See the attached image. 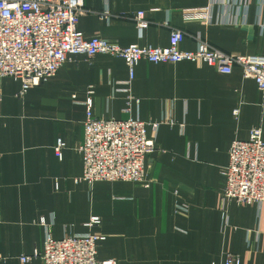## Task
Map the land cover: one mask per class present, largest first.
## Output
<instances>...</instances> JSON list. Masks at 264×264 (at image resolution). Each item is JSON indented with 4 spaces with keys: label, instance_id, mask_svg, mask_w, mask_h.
I'll return each instance as SVG.
<instances>
[{
    "label": "crops",
    "instance_id": "obj_1",
    "mask_svg": "<svg viewBox=\"0 0 264 264\" xmlns=\"http://www.w3.org/2000/svg\"><path fill=\"white\" fill-rule=\"evenodd\" d=\"M77 27L120 46H166L181 30V48L203 40L230 55L264 54V0H83ZM211 6V21L187 20L185 8ZM149 24L139 37L133 16ZM122 58L69 55L56 73L19 94L21 81L0 82V264L42 251L54 238L93 233L97 258L117 264H264V204L224 198L221 169L234 139L253 127L264 139V97L239 66L218 72L200 61L139 60L130 84ZM138 99L127 107V93ZM92 91L89 93V91ZM94 116L151 125L155 149L145 159L148 186L80 180L85 101ZM237 109V114L234 110ZM61 139V154L55 152ZM92 216L99 226H88Z\"/></svg>",
    "mask_w": 264,
    "mask_h": 264
},
{
    "label": "built area",
    "instance_id": "obj_2",
    "mask_svg": "<svg viewBox=\"0 0 264 264\" xmlns=\"http://www.w3.org/2000/svg\"><path fill=\"white\" fill-rule=\"evenodd\" d=\"M88 11L83 0H0V82L4 77L19 79L21 95L54 75L69 55L83 54L90 58L108 54L125 61L129 71L127 85L131 83L136 63L142 59L154 64L203 61L221 73H230L234 65L239 66L243 77L253 79L264 97V54L230 55L203 40H199L195 50H185L181 48L184 33L177 29L171 31L166 46L136 43L120 46L101 36L85 39L77 24L79 17ZM182 14L187 20L210 23L211 6L185 8ZM133 19L142 37L149 24L144 12H136ZM126 91L128 111L131 101L138 99L128 88ZM85 104L83 140L77 147L83 164L80 180L132 181L148 186L145 159L155 149L148 129L151 125L156 130L157 124L136 118L96 117L90 99ZM234 112L237 114V109ZM63 145L58 139L55 145L58 155ZM221 174L224 198L238 204H264V139L260 126L250 129L247 140L231 142L228 162ZM100 224L98 216H92L87 223L91 227ZM99 238L97 234L83 233L57 239L48 229L43 250L22 254L19 260L27 263L39 259L40 264H117L113 258H97ZM225 264H240V258L228 253Z\"/></svg>",
    "mask_w": 264,
    "mask_h": 264
},
{
    "label": "rangeland",
    "instance_id": "obj_3",
    "mask_svg": "<svg viewBox=\"0 0 264 264\" xmlns=\"http://www.w3.org/2000/svg\"><path fill=\"white\" fill-rule=\"evenodd\" d=\"M145 14V13H144ZM235 140V139H234ZM237 140H239V139H237ZM247 140V139H246ZM233 141V140H232ZM230 147V146H229ZM128 182H132V181H128ZM132 183H136V182H132ZM141 184V183H140Z\"/></svg>",
    "mask_w": 264,
    "mask_h": 264
}]
</instances>
